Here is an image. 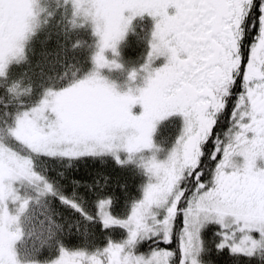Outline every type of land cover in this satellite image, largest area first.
Masks as SVG:
<instances>
[{
	"label": "snow or ice",
	"instance_id": "obj_1",
	"mask_svg": "<svg viewBox=\"0 0 264 264\" xmlns=\"http://www.w3.org/2000/svg\"><path fill=\"white\" fill-rule=\"evenodd\" d=\"M0 264H264V0H0Z\"/></svg>",
	"mask_w": 264,
	"mask_h": 264
},
{
	"label": "trees",
	"instance_id": "obj_2",
	"mask_svg": "<svg viewBox=\"0 0 264 264\" xmlns=\"http://www.w3.org/2000/svg\"><path fill=\"white\" fill-rule=\"evenodd\" d=\"M148 27H149V25H148ZM135 37L136 36H134V38ZM43 38L44 37L42 34L40 39L43 40ZM54 42H55L54 40L49 41V45L54 44ZM43 49H44V46L41 45L39 41H37L36 42L35 55L33 56L34 70L37 72L39 71V68H35V63L41 59L40 53ZM134 58H136V57H134ZM160 127H161V129L159 131L158 138L164 139L169 143L175 138V136L177 135V133L179 131V126H178L176 118H173V120H171V121L164 122ZM97 167H102L104 169V171L110 175V177L112 178L113 181H120V182H126L127 183L128 192L124 193L125 196H127V195L135 196L137 194V188H138L139 180L134 178L129 171H127V170L122 171L119 168L113 167L111 164L97 165ZM95 170L96 169L91 167L90 164L85 165L83 167L84 173L93 172ZM113 187H115V184H113ZM89 207H90V205H89ZM77 244H78V241L73 242V246H75ZM173 247H174V245H173ZM21 251L22 252L24 251L23 247H21Z\"/></svg>",
	"mask_w": 264,
	"mask_h": 264
},
{
	"label": "rangeland",
	"instance_id": "obj_3",
	"mask_svg": "<svg viewBox=\"0 0 264 264\" xmlns=\"http://www.w3.org/2000/svg\"><path fill=\"white\" fill-rule=\"evenodd\" d=\"M143 40L145 42H147L146 36H145V39H143ZM136 41H138L137 37L134 38V36H129L128 43L124 47V51H123V55L125 57V60H128V58H131L134 60L137 57H139L143 51H145V48L142 50L139 47H137V45L135 44ZM134 57H136V58H134ZM105 74H109V73H107V70H105ZM110 75L120 82H122L125 79V73H112ZM176 120H177V123L179 126V118H176ZM157 139L160 140L158 138V134H157Z\"/></svg>",
	"mask_w": 264,
	"mask_h": 264
},
{
	"label": "flooded vegetation",
	"instance_id": "obj_4",
	"mask_svg": "<svg viewBox=\"0 0 264 264\" xmlns=\"http://www.w3.org/2000/svg\"><path fill=\"white\" fill-rule=\"evenodd\" d=\"M149 19V21L147 22L146 20H148ZM144 22V23H143ZM136 23H137V25L139 26V25H143L144 26V29H145V32H147V30L151 27V24H152V21H151V18H149V17H145L143 20H140V19H138L137 21H136ZM148 25H149V27H148ZM139 30V29H138ZM145 36H146V33H145ZM145 39V38H144ZM135 44L137 45V47H139L140 49H144L145 48V50H146V48H147V42H145L144 40H138V41H136L135 42ZM173 120V119H172Z\"/></svg>",
	"mask_w": 264,
	"mask_h": 264
}]
</instances>
